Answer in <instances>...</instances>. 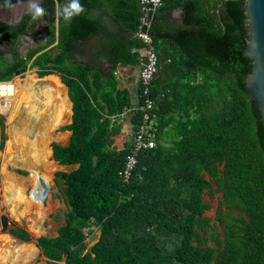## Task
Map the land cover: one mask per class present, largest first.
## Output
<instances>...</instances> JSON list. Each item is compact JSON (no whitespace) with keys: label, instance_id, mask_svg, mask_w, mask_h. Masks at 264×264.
I'll return each mask as SVG.
<instances>
[{"label":"trees","instance_id":"1","mask_svg":"<svg viewBox=\"0 0 264 264\" xmlns=\"http://www.w3.org/2000/svg\"><path fill=\"white\" fill-rule=\"evenodd\" d=\"M21 1L0 0V31H7L0 82L32 61L40 77L61 76L74 103L76 139L56 147L55 159L80 165L57 174L71 210L60 237L39 242L45 254L65 255L67 264H264V122L246 84L254 67L244 56L246 0H168L149 7L148 24L140 0H81L87 12L67 24L55 0H41L47 14H27L14 30L4 13ZM139 32L153 38L159 59L148 122L156 146L140 155L125 182L120 171L130 144L110 146L119 131L112 117L129 108L130 98L115 72L120 64L142 68ZM22 35L38 48L23 55ZM93 89L107 116L90 104L86 90ZM138 93L135 135L145 115L140 85ZM219 194L216 217H209L206 196ZM96 229L99 239L89 247L85 231Z\"/></svg>","mask_w":264,"mask_h":264},{"label":"crops","instance_id":"2","mask_svg":"<svg viewBox=\"0 0 264 264\" xmlns=\"http://www.w3.org/2000/svg\"><path fill=\"white\" fill-rule=\"evenodd\" d=\"M173 13V17L178 20L180 13L176 10H173ZM145 49L146 47L142 50L143 57H146ZM29 51V49H25L24 53L27 54ZM87 59L86 55L76 56V61L83 62ZM32 63L33 61L27 66L26 72L19 76L18 81L16 80L17 88L20 91L19 97L22 100L17 115L13 114L15 110L10 107L7 110H5L7 106L5 108L0 107V153H2L0 159V186L4 170H7L8 175L17 180L18 185L14 186L12 192L0 191V237L7 236L11 239L10 244L0 241V250L4 251L11 248L10 259L12 261L8 264H27L29 262V264H67L65 255L56 253L47 255L39 242L44 240L47 243L57 240L60 237L61 230L67 226V214L71 210L67 186L65 180L57 177V174H70L79 170L80 165L60 164L55 159L54 151L56 147H69L73 139H76L71 128L74 103L70 97L69 88L63 83L59 74L40 77L38 68L31 67ZM30 69H33L34 72H31ZM139 72L140 67L136 68L121 64L115 72L117 87L129 93L130 106L120 116L112 117L113 125L116 123L119 126V131L117 130V134L112 138L113 144L110 146L113 151L126 149L129 144L131 151V144L136 136L135 133L133 134L132 115L139 103ZM86 92L90 104L100 114L103 111L107 116L108 109L103 104L102 99L96 97L100 95L97 94V90L93 89L90 93L86 90ZM10 115L12 123L9 127H6L5 120L8 121ZM15 122H18L19 125H14ZM1 124L4 125L3 133H1ZM117 126H112L110 130L112 129L113 132V128H117ZM1 134L5 138L1 137ZM92 134L88 131V139L91 138ZM33 173H36V178L32 176ZM38 177L45 180L49 191L42 200L43 204L37 203V207L41 209L34 210L35 206H33L34 200L31 191L37 185L39 186ZM32 185L34 186L32 187ZM18 187L22 191L19 195L24 197L22 202L29 204L27 207L15 200L16 194L18 195L19 192ZM3 204H7L9 209H5ZM39 210H42V216L37 214ZM4 218L8 222L6 230L3 227ZM48 218L54 219L58 224L54 235H49L45 226ZM20 220H23L25 225L19 223ZM99 235V229L94 234L85 231L87 239L84 243L87 242L90 247L98 241ZM24 246L34 248L35 256H33L34 253L24 255L16 253L17 247L24 248ZM26 256H29V258H26Z\"/></svg>","mask_w":264,"mask_h":264},{"label":"built area","instance_id":"3","mask_svg":"<svg viewBox=\"0 0 264 264\" xmlns=\"http://www.w3.org/2000/svg\"><path fill=\"white\" fill-rule=\"evenodd\" d=\"M140 1L143 5V9H159L168 0ZM138 37L146 47V60L142 63V68H140L138 76V83L141 88L140 96L144 104L141 109L145 112V115L144 123L133 139L131 151L127 155L123 170L120 172V176L125 182H129L132 179L134 170L139 163L140 155L145 151L154 149L156 146V143L148 134V122L150 120V111H152L154 107V102L150 94L154 78L159 71V59L153 38L145 32H139ZM16 89L17 84L14 80L10 82H0V107H6V101L14 96V91Z\"/></svg>","mask_w":264,"mask_h":264},{"label":"water","instance_id":"4","mask_svg":"<svg viewBox=\"0 0 264 264\" xmlns=\"http://www.w3.org/2000/svg\"><path fill=\"white\" fill-rule=\"evenodd\" d=\"M244 10L247 13L245 21V30L249 34L248 47L244 53L246 58L254 62L253 71L248 75L246 84L250 89L253 98L258 102L262 114V121L264 122V0H246ZM148 11L143 15L144 24H148ZM23 16L20 17V21ZM12 26L13 24H9ZM7 31H0V39L6 34ZM21 40L23 43H33L32 39L28 36L22 35ZM22 51V50H21ZM23 55H27L23 51ZM26 72V69H21L16 72V76H21ZM39 184L42 188L40 196L44 200L49 191V187L43 178H39ZM8 226L7 220L3 219V227L6 230Z\"/></svg>","mask_w":264,"mask_h":264},{"label":"rangeland","instance_id":"5","mask_svg":"<svg viewBox=\"0 0 264 264\" xmlns=\"http://www.w3.org/2000/svg\"><path fill=\"white\" fill-rule=\"evenodd\" d=\"M28 54V53H27ZM31 70V72H34V70L33 69H30ZM20 77L18 76V77H16V78H14V81L17 83V81H18V79H19ZM17 80V81H16ZM19 94H20V91H19ZM21 107V106H20ZM20 107L17 109V110H15L14 112H13V114L16 116L17 115V113H18V111H19V109H20ZM18 120H19V118H18ZM11 123H12V119H11V115H10V117H9V120L8 121H6L5 120V125H6V127H9L10 125H11ZM14 125H16V126H18L19 125V123L18 122H15L14 123ZM1 157H2V153H0V159H1ZM3 163V162H2ZM3 166H6V165H3ZM5 175V176H4ZM35 175H36V173L34 174H32V176L33 177H35ZM3 176L4 177H2V182L3 183H1V186H0V191H5L6 193L7 192H9L11 189H12V187L13 186H18L17 185V180L16 179H14L13 177H11V176H9L8 175V173H7V170H4L3 171ZM8 176V177H7ZM11 179V180H10ZM8 180V181H7ZM11 181V182H10ZM7 182V183H6ZM6 184V185H5ZM7 186V187H6ZM10 186V187H9ZM12 186V187H11ZM32 186H34V185H32ZM14 188V187H13ZM18 195H19V193H21L22 191H21V189L18 187ZM12 192V191H11ZM32 193H33V189H32V191H31ZM20 196V195H19ZM18 196V197H19ZM16 197H17V194H16ZM16 197H15V200H17L20 204H25L26 202H22L19 198H17L16 199ZM220 197V194L219 195H216L212 200L208 197V196H206V200L208 201V203L210 204V206H211V208L208 210V211H206V215L207 216H209V217H212V218H215L216 217V211H217V208H218V206H219V201H218V198ZM23 198V197H22ZM20 204H18L19 206H21ZM4 205V208L5 209H9L8 208V206H7V204H3ZM26 205V207H27V205H29V204H25ZM38 214V213H37ZM36 214V215H37ZM40 216V215H39ZM19 223H21L22 225H25V222L23 221V220H20V222ZM45 226L47 227V230H48V234L49 235H54L55 234V232H56V230H57V227H58V224H56V222H55V220L54 219H50V218H48V220L46 221V223H45ZM96 232H98V229H96L95 230V233ZM11 240V239H10ZM96 240V239H95ZM11 242H9L8 241V244H10ZM26 247H28V246H26ZM29 249V248H28ZM33 250H34V255L33 256H35V249L33 248ZM32 256V257H33ZM28 256H26V258H27ZM25 258V259H26ZM32 259V258H31ZM30 263V262H29ZM29 263H27V264H29ZM12 264V263H11Z\"/></svg>","mask_w":264,"mask_h":264},{"label":"clouds","instance_id":"6","mask_svg":"<svg viewBox=\"0 0 264 264\" xmlns=\"http://www.w3.org/2000/svg\"><path fill=\"white\" fill-rule=\"evenodd\" d=\"M6 6L11 7L12 5L7 4ZM28 8L32 13L33 20H38L47 14L46 9L41 6L39 0H29ZM55 10L57 17H62L66 24L87 12L81 0H64L63 3L60 0H55Z\"/></svg>","mask_w":264,"mask_h":264},{"label":"bare ground","instance_id":"7","mask_svg":"<svg viewBox=\"0 0 264 264\" xmlns=\"http://www.w3.org/2000/svg\"><path fill=\"white\" fill-rule=\"evenodd\" d=\"M21 103H22V100L20 99V97H19V90H18V88L14 91V96L11 98V99H9V100H7L6 101V106H7V108L5 109V110H7V109H9V107L10 108H12V110H17L20 106H21ZM14 112V111H13ZM35 174V173H34ZM5 176V175H4ZM3 176V177H4ZM40 176H41V174H40ZM8 177V176H7ZM36 178V177H35ZM39 178V177H38ZM47 179V178H46ZM11 180V179H10ZM32 180H33V178H32ZM48 180V179H47ZM46 180V181H47ZM8 181V180H7ZM11 182V181H10ZM3 183V182H2ZM7 183V182H6ZM32 184V183H31ZM6 185V184H5ZM35 186H36V184H35ZM7 187V186H6ZM10 187V186H9ZM12 187V186H11ZM14 187V186H13ZM13 187H12V189H13ZM33 187V186H32ZM11 189V190H12ZM10 190V191H11ZM14 190V189H13ZM32 193V192H31ZM41 193H42V188L40 187V184H39V186L37 185L36 186V188H34V190H33V200H34V205L33 206H35L34 207V210H38L39 208L37 207V203H39V204H43V201L40 199V196H41ZM26 195V194H25ZM17 198H19L21 201H23L24 200V197L22 198L21 196H19L18 197V195H17V197H16V199ZM27 201V200H26ZM29 202H30V200H29ZM31 203V202H30ZM41 209V208H40ZM34 210H33V212H34ZM42 211V210H41ZM40 210L37 212L38 213V215H40V216H42V212H41ZM47 216V215H46ZM0 241H5V244L8 242V241H10V238L9 237H7V236H2V237H0ZM2 247V246H1ZM11 247V246H10ZM3 249H5V247H2ZM29 248V249H28ZM1 249V248H0ZM21 253V254H33L34 253V250H33V248L31 249L30 247H26V246H24V248L23 247H21V248H18L17 247V249H16V253ZM11 253H12V250H11V248L10 249H7V250H0V264H8L10 261H12V259H10V255H11ZM28 258H29V256H28Z\"/></svg>","mask_w":264,"mask_h":264},{"label":"flooded vegetation","instance_id":"8","mask_svg":"<svg viewBox=\"0 0 264 264\" xmlns=\"http://www.w3.org/2000/svg\"><path fill=\"white\" fill-rule=\"evenodd\" d=\"M41 2V0H39V3ZM28 4H29V0H23L19 3H17L16 6H14L12 9H10L9 11H6L4 13V18L9 20V23L13 24L12 27H14L13 29L15 30L16 27L19 26V24L23 21L24 16L27 14H32L29 11L28 8ZM23 16V19L20 21V17ZM33 43H22V53L25 49H29L30 51L38 48V46L40 45L38 42H36L35 40H33ZM29 51V52H30Z\"/></svg>","mask_w":264,"mask_h":264}]
</instances>
